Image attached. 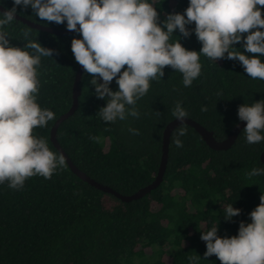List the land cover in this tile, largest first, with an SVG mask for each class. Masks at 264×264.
Wrapping results in <instances>:
<instances>
[{
	"label": "trees",
	"instance_id": "1",
	"mask_svg": "<svg viewBox=\"0 0 264 264\" xmlns=\"http://www.w3.org/2000/svg\"><path fill=\"white\" fill-rule=\"evenodd\" d=\"M0 4L11 7L12 0ZM187 4L188 0H156L154 6L163 21L169 12H182ZM17 13L43 25L66 28L65 23L37 19L31 8ZM7 30L13 44L22 45L27 30L30 38L53 50L38 68L37 100L53 110L55 118L33 131L59 151L51 141V128L73 102L79 64L70 43L79 33L56 34L17 18ZM178 36L188 49L201 47L194 32L184 37L174 30L171 38ZM200 62V75L187 87L181 74L166 65L163 77L151 81L147 93L136 101L140 116L115 122L97 115L106 101L96 96L91 75L83 70L77 108L56 130L59 144L90 177L123 194L134 193L157 175L163 131L175 118L172 108L177 100L183 102L187 117L222 140L240 121L238 105L264 97V80L247 76L237 60L214 61L201 55ZM110 87L117 88L115 78ZM202 105L206 111H201ZM181 126L187 131L178 148L173 138ZM242 130L230 147L214 149L194 127L176 126L161 182L127 201L80 178L66 160L51 178L28 177L20 189L9 188L5 181L0 184V264H189L190 256L198 257L196 264H220L215 254L203 257L206 242L200 239V230L218 224V235L236 234L241 220L250 222L248 213L264 192V174H247L253 167L264 168V141L248 144ZM230 202L241 211L225 220L223 206Z\"/></svg>",
	"mask_w": 264,
	"mask_h": 264
},
{
	"label": "clouds",
	"instance_id": "2",
	"mask_svg": "<svg viewBox=\"0 0 264 264\" xmlns=\"http://www.w3.org/2000/svg\"><path fill=\"white\" fill-rule=\"evenodd\" d=\"M155 2L12 0L11 7L0 11V184L7 181L9 188L20 189L26 178L49 179L65 164L64 155L33 131L55 118L53 110L37 100L38 68L53 50L30 38L27 30L22 45L10 42L8 25L23 9L31 8L37 19L65 23L79 33L70 48L75 61L91 75L96 96L106 101L97 111L105 122L138 118L136 101L147 93L151 81L163 77L166 65L181 74L185 87L190 86L201 73V55L214 61L235 59L247 76L264 80V0H188L182 12H169L163 21ZM174 30L184 37L194 32L199 50L186 48L179 36L172 39ZM239 41L240 47L235 46ZM113 78L115 90L110 87ZM206 110L202 105L201 111ZM172 116L181 124L188 116L181 100L175 102ZM237 116L246 122L242 130L246 143L264 141V97L238 105ZM186 131L183 126L176 130V147H182L180 137ZM247 174L262 175L264 168L253 167ZM259 201L248 213L250 222L241 220L234 235H218V224L200 230V239L206 242L203 257L215 254L220 264H264V192ZM240 211L230 202L222 213L231 220ZM197 259L188 257L189 264Z\"/></svg>",
	"mask_w": 264,
	"mask_h": 264
},
{
	"label": "water",
	"instance_id": "3",
	"mask_svg": "<svg viewBox=\"0 0 264 264\" xmlns=\"http://www.w3.org/2000/svg\"><path fill=\"white\" fill-rule=\"evenodd\" d=\"M5 8L6 7H4L2 4H0V11H3ZM15 18L22 20L23 22L27 23L28 25H30L32 27H36V28L46 30V31L56 33V34H66V33H70V32H75L72 30H68L67 28H56L53 26H48V25H43V24L37 23V22H34V21H32V20H30V19H28V18H26V17H24L18 13L15 14ZM82 72H83V68L81 67V65H79L78 71H77L76 76H75L74 84H73V102H72V105L66 112L62 113L56 119L54 125L51 128V134H50L51 141L56 146V148L59 150V152H61L64 155L65 160L67 161V163L70 166V168L72 169V171L74 173H76L83 180L89 182L90 184H92L93 186H95L101 190L113 193L114 195H116L117 197H119L122 200L127 201V200H131L134 198H138V197L142 196L143 194H145L146 192L150 191L151 189L155 188L161 182V180L163 178L166 162H167L168 144H169L170 134L176 126L181 124V121L173 118L172 120H170L166 124V126L164 128L161 161H160V165H159L157 175L154 178V180L151 181L150 183L146 184L145 186L139 188L134 193L123 194V193L117 191L116 189L112 188L111 186H109L107 184H103V183L95 180L94 178L87 175L84 171L79 169L72 162L71 158L67 155V153L61 147V145L59 144V142L57 140L56 130H57L58 125L60 124V122L63 119L67 118L77 108L78 95L80 94V80H81ZM183 123L189 124L190 126L194 127L195 130L203 137V139L207 142V144L209 146H211L212 148H214V149H226V148L230 147L231 144L235 141L239 131L244 127V124L246 122L241 121V120L238 121L232 127V129L229 131L227 136L222 140L216 139L211 130L207 129L201 123H199L198 121H196L190 117L184 118ZM261 160L264 163V150L261 153Z\"/></svg>",
	"mask_w": 264,
	"mask_h": 264
}]
</instances>
